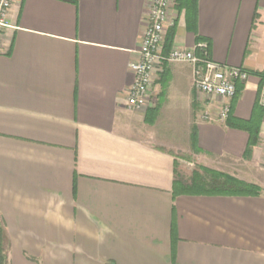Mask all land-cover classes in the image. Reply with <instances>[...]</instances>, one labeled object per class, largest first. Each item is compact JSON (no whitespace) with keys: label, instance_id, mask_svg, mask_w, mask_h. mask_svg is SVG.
<instances>
[{"label":"crops","instance_id":"obj_1","mask_svg":"<svg viewBox=\"0 0 264 264\" xmlns=\"http://www.w3.org/2000/svg\"><path fill=\"white\" fill-rule=\"evenodd\" d=\"M196 1V31L176 0L166 32L176 23L172 46L199 35L250 72L230 113L257 114L247 158L248 131L201 118L219 104L188 62L160 64L151 101L128 103L152 0L15 1L0 51V264H264V0ZM200 167L262 191L186 193Z\"/></svg>","mask_w":264,"mask_h":264},{"label":"built area","instance_id":"obj_2","mask_svg":"<svg viewBox=\"0 0 264 264\" xmlns=\"http://www.w3.org/2000/svg\"><path fill=\"white\" fill-rule=\"evenodd\" d=\"M16 0H0V51L5 32L12 27L9 14ZM176 0H152L147 14V28L142 38L139 58L130 63L134 82L128 90V103L140 108L152 99L153 72L163 62H188L192 66L193 85L196 91L219 104L216 113L205 110L201 118L209 121H226L232 110L237 86L246 81L250 72L241 66H229L211 57L210 45L203 40L193 47L173 46L163 53L166 22L169 10ZM264 81V80H263ZM264 94V85L262 88Z\"/></svg>","mask_w":264,"mask_h":264},{"label":"trees","instance_id":"obj_3","mask_svg":"<svg viewBox=\"0 0 264 264\" xmlns=\"http://www.w3.org/2000/svg\"><path fill=\"white\" fill-rule=\"evenodd\" d=\"M73 3H77V0H68ZM180 5L186 9V22L187 27L196 31L197 23V1L196 0H180ZM174 23L166 32L165 43L163 47V53L167 54L173 47V40L175 36ZM206 40L197 35V42ZM208 43L209 41L206 40ZM210 44V43H209ZM261 74V73H260ZM262 77L264 73L261 74ZM239 91V85L237 86ZM259 110V109H258ZM257 115V114H256ZM250 120H232L230 116L227 119L228 125L232 127H238L249 132L248 146L245 152V157H249L252 153L253 147L259 143V122L257 116ZM195 138V137H194ZM201 171L194 170L192 175V181L185 186L184 191L186 193H207V194H236V195H255L262 191V188L255 184L244 180H241L228 173L209 169L207 167H200ZM1 264H5V257L1 256Z\"/></svg>","mask_w":264,"mask_h":264},{"label":"rangeland","instance_id":"obj_4","mask_svg":"<svg viewBox=\"0 0 264 264\" xmlns=\"http://www.w3.org/2000/svg\"><path fill=\"white\" fill-rule=\"evenodd\" d=\"M189 162H187V165L189 166V170H191L190 168H193L194 167V165H195V162H194V165H191L190 164V162H192L193 163V161H195V160H193V159H190V160H188ZM212 168V167H211ZM235 171V170H234ZM235 173H236V171H235Z\"/></svg>","mask_w":264,"mask_h":264}]
</instances>
